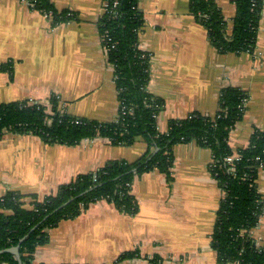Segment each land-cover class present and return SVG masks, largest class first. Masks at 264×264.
Listing matches in <instances>:
<instances>
[{"label": "crops", "instance_id": "1", "mask_svg": "<svg viewBox=\"0 0 264 264\" xmlns=\"http://www.w3.org/2000/svg\"><path fill=\"white\" fill-rule=\"evenodd\" d=\"M49 1L70 19L54 24L23 0H0V105L41 103L49 111L48 101L55 97L62 114L114 123L119 111L114 67L99 30L104 0ZM213 1L231 28L233 0ZM261 3L254 52L234 54L210 44L188 0L137 1L143 18L137 46L149 55L146 91L163 103L156 117L160 132L167 131L169 121L193 113L214 117L226 88L247 99L227 138L231 150L246 148L254 132L264 130ZM147 149L141 137L130 146L100 136L69 146L6 132L0 138V199L17 193L28 208L78 175L95 173L111 161L133 163ZM213 159L212 151L195 141L175 145L170 179L158 171L133 178V213L105 200L90 204L76 218L45 230L47 241L36 247L33 264H112L125 253L134 256L117 264H219L211 235L224 194L209 169ZM255 183L262 210L248 235L263 247L264 168Z\"/></svg>", "mask_w": 264, "mask_h": 264}, {"label": "trees", "instance_id": "2", "mask_svg": "<svg viewBox=\"0 0 264 264\" xmlns=\"http://www.w3.org/2000/svg\"><path fill=\"white\" fill-rule=\"evenodd\" d=\"M104 1L110 6L118 2V7L104 12L99 20L104 47L113 46L107 58L114 67L119 100L117 120L103 124L70 117L59 111L55 97L48 101L51 114L41 103H10L0 105V138L6 132L31 133L47 143L72 146L83 139L100 136L113 144L130 146L141 137L148 149L133 163L111 161L95 173L78 175L43 201L32 200L28 208L24 206L25 196L7 193L0 199V250L19 246L22 264H33L36 247L47 241L45 230L76 218L90 204L105 200L122 212L133 213L136 210L130 194L133 178L158 171L170 179L174 146L195 141L212 151L216 168L210 172L224 194L211 235V247L218 263L264 264V246L257 247L248 235L257 225L262 210L255 181L257 167L264 162V130L255 131L249 145L237 152L227 143L230 131L242 117L239 104L245 95L238 89L226 88L221 92L220 110L214 117L193 113L187 118L169 121L167 131L160 132L156 117L163 103L146 91L149 55L137 46L143 25L142 14L136 6L138 0ZM233 2L236 14L231 28L213 0H188V5L191 15L205 28L210 44L219 52L253 53L262 0ZM34 9L51 16L54 24L71 17L67 11H56L49 0H34ZM234 154L241 158L233 162L234 171H229L230 166L223 159ZM133 256L122 254L112 264ZM0 264H17V261L6 253L0 255Z\"/></svg>", "mask_w": 264, "mask_h": 264}, {"label": "built area", "instance_id": "3", "mask_svg": "<svg viewBox=\"0 0 264 264\" xmlns=\"http://www.w3.org/2000/svg\"><path fill=\"white\" fill-rule=\"evenodd\" d=\"M23 1H25L29 6H30V8H34V0H23ZM116 7H118V2L117 1H114L113 3H112V5L110 6V4L107 2L106 3V1H104V3H103V9H104V12H106L107 10H109L110 8L111 9H115ZM48 19H52V17L51 16H47V15H45ZM104 41V38H102V42ZM104 43V42H103ZM111 48H113V46H110V47H105V50L108 52V50H110ZM246 102H247V99H246V97H244L242 100H241V104H239L240 106V109H242V111H243V109H244V107H245V105L244 104H246ZM30 105V104H29ZM122 110V114H124L125 113V111H124V109H121ZM48 111V110H47ZM50 114H51V112H50V110L48 111ZM219 117V116H218ZM77 121L78 120H76V123H77ZM240 156H238V154L236 155V154H234L233 156H229V157H226V158H224L223 159V163L225 164V165H228V166H230L228 169H229V171H234V168H233V162L234 161H237V160H240ZM214 168H216V162H215V159H213L212 160V162L210 163V165H209V169L211 170V169H214ZM264 168V162L262 161V163H260L259 165H258V167H257V172L260 170V169H263ZM129 186V185H128Z\"/></svg>", "mask_w": 264, "mask_h": 264}, {"label": "water", "instance_id": "4", "mask_svg": "<svg viewBox=\"0 0 264 264\" xmlns=\"http://www.w3.org/2000/svg\"><path fill=\"white\" fill-rule=\"evenodd\" d=\"M6 253L13 255L15 260L17 261V264H22L20 253H19V246H14V247L0 250V255L6 254Z\"/></svg>", "mask_w": 264, "mask_h": 264}]
</instances>
